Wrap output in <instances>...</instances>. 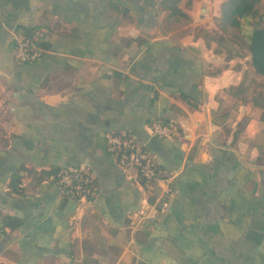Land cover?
<instances>
[{"label":"crops","instance_id":"obj_1","mask_svg":"<svg viewBox=\"0 0 264 264\" xmlns=\"http://www.w3.org/2000/svg\"><path fill=\"white\" fill-rule=\"evenodd\" d=\"M221 1L181 0L186 22L161 0H0V262L264 264L263 107L238 98L244 62L256 74L249 55L209 34ZM17 26L45 29L38 60L15 61ZM225 102L231 113L216 114ZM161 117L174 133H151ZM119 129L173 175L155 210L159 186L106 149V132ZM69 164L92 174L90 205L47 179Z\"/></svg>","mask_w":264,"mask_h":264},{"label":"built area","instance_id":"obj_2","mask_svg":"<svg viewBox=\"0 0 264 264\" xmlns=\"http://www.w3.org/2000/svg\"><path fill=\"white\" fill-rule=\"evenodd\" d=\"M12 36L14 59L18 63L34 62L49 49L43 44L44 28H36L29 35L14 30ZM150 127L151 133L159 136H169L175 131L173 123L155 121ZM105 139L107 151L120 167L125 170H133L145 182L151 179L157 180L159 192L153 205L154 210L157 209V201L172 195L173 175L158 166L154 155L137 141L131 131L126 129L110 130L106 132ZM47 179L58 187L61 194L73 198L80 206H87L92 203L94 178L87 168L69 164L49 172ZM153 209L144 208L136 218L135 224L137 225L143 218H146L148 212L153 211Z\"/></svg>","mask_w":264,"mask_h":264},{"label":"trees","instance_id":"obj_3","mask_svg":"<svg viewBox=\"0 0 264 264\" xmlns=\"http://www.w3.org/2000/svg\"><path fill=\"white\" fill-rule=\"evenodd\" d=\"M181 0H161L163 8L167 9V16L173 17L175 19H182L190 21V17L183 10V7L179 4ZM261 0H222L219 4V13L214 18L215 24L217 26L216 41L218 44L223 43L225 39L232 41L237 46L244 49L243 52H236L237 55H249V62L253 67V70L256 74L261 75L264 78V21H263V12L260 11ZM190 0H185L184 7L189 6ZM25 29L22 26H17L16 31L22 32ZM207 33V32H206ZM24 35H29L30 33H22ZM45 46L46 43L43 41ZM241 84L235 86H229V90L239 88ZM233 91V90H232ZM182 98L186 99L188 102L189 96L180 91ZM264 98V97H263ZM252 101L256 105L263 107L262 119H264V99L258 100L255 96H252ZM191 104V103H190ZM193 105V104H192ZM159 122L168 123L169 121L166 118H159ZM154 121L151 122V124ZM161 168L162 166L158 164ZM58 168L50 169L49 172L56 171ZM148 186L156 187L158 185L156 179H151L146 181ZM8 185L11 190L18 191V175L12 174ZM158 194V193H157ZM156 194V195H157ZM155 195V198L157 197ZM167 198L156 202L157 208L161 207ZM8 218V222L12 227H17L20 224V219L14 216H4ZM0 264H5L0 262Z\"/></svg>","mask_w":264,"mask_h":264},{"label":"rangeland","instance_id":"obj_4","mask_svg":"<svg viewBox=\"0 0 264 264\" xmlns=\"http://www.w3.org/2000/svg\"><path fill=\"white\" fill-rule=\"evenodd\" d=\"M195 31L196 32H202V28L200 27H195ZM186 30V29H185ZM210 35H213L214 37H216L218 35L217 31L212 29V31H209ZM224 46H226L227 48H229V50H233L234 52H243L244 53V49H241V47L237 46L236 44H234L232 41L225 39L223 41ZM244 69H245V80L248 81V88L245 89V91L242 94H238V98H249L250 96H255L258 100H263L264 98V78L261 76H258L256 74H254L253 72H251L248 68H249V64H247L246 62H244ZM213 73H215V71L213 70ZM234 90V89H232ZM232 90H229V87H227L226 89H224L225 93H229ZM237 96V95H236ZM224 105H221L220 108H218L216 114H222V112H229L231 113V106L229 102H225L223 103ZM232 113L234 114V111L232 110ZM232 119L227 116V124L230 125L232 124ZM248 142H254V144H256V141L253 140H249Z\"/></svg>","mask_w":264,"mask_h":264},{"label":"water","instance_id":"obj_5","mask_svg":"<svg viewBox=\"0 0 264 264\" xmlns=\"http://www.w3.org/2000/svg\"><path fill=\"white\" fill-rule=\"evenodd\" d=\"M263 21H264V16H263Z\"/></svg>","mask_w":264,"mask_h":264}]
</instances>
